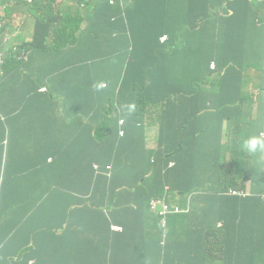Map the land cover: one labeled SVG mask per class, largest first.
Returning a JSON list of instances; mask_svg holds the SVG:
<instances>
[{
	"label": "trees",
	"instance_id": "obj_1",
	"mask_svg": "<svg viewBox=\"0 0 264 264\" xmlns=\"http://www.w3.org/2000/svg\"><path fill=\"white\" fill-rule=\"evenodd\" d=\"M33 7L74 19L58 0ZM135 13L124 11L131 30L116 44L89 36L77 49L49 52L51 37L48 47L33 42L28 54L18 47L0 59V217L33 224L64 215L67 228L52 235L66 236L74 264H264V181L253 173L264 153L249 154L241 142L246 127L264 131V93L259 102L250 96L264 82V0L203 8L174 33L132 22ZM65 23L73 44L76 24ZM44 84L50 93L40 92ZM46 100H59L78 126L35 124L33 105ZM257 103L261 114L245 119ZM250 180L253 194L229 193ZM178 195L191 197V209L171 214L166 230L151 201ZM113 224L124 228L117 239ZM14 256L0 250V264H26Z\"/></svg>",
	"mask_w": 264,
	"mask_h": 264
},
{
	"label": "clouds",
	"instance_id": "obj_2",
	"mask_svg": "<svg viewBox=\"0 0 264 264\" xmlns=\"http://www.w3.org/2000/svg\"><path fill=\"white\" fill-rule=\"evenodd\" d=\"M71 1L72 2L70 5L73 6L80 5L82 3L95 6L91 16H94L95 11H97L96 9H98V21L102 23H104V19L101 17L102 6H105V8L113 14L117 12L120 13V18L118 16L117 17L122 19L125 8L130 3L141 2L145 5L144 9L136 12L135 15L130 18L131 21L139 22L150 30L164 29L169 30L171 33H174L178 26L188 22L192 18H196L203 8H210L213 12L217 10L225 11L229 9V3L237 2V0L221 1V4L225 8L216 9L218 5L216 0H109L110 4L115 5L117 3L116 6H120L119 11L113 12L110 10L105 0H77V2L74 0ZM97 3H100V5L98 6ZM62 4L64 7H66L69 5V2L66 1ZM33 6L34 0H0V48L3 49V52L0 53V59L3 62H6V51L9 48L11 50H17L18 47H21L24 54H28L31 51V47L29 45H31L33 42L38 43V41L40 44H45L47 35L48 39L54 37V43L50 47L51 49H49V52H51L55 50V38L58 33H60L61 37L66 41L65 44L59 46V49L66 45H71L74 47V49H77L83 44L84 39L89 36L97 37L100 40L116 44L117 37L128 34L127 31L131 30L126 24L125 25L128 27L126 32H120L117 27L105 24H102V26L78 24L75 25L73 29L75 41L73 44H71L68 38L64 35L63 25L59 24L65 23L69 17L62 16L61 22L50 17L48 18V21L47 19L39 18L40 22H37V24L48 23V26L42 25L40 28L37 26L34 37L30 42L26 41L24 43H16V35L19 30L18 26L14 28V24H17L16 19L18 14L21 12H26L27 14H36ZM169 16H171L172 19ZM112 20H115V17ZM112 24L116 23L112 22ZM242 24H246V22H243ZM161 39L163 41L166 40L167 35L162 36ZM212 66L216 67V64L213 63ZM104 86H106V84H104ZM40 92L44 94L50 93L49 85L44 84L40 88ZM262 93H264V82L254 89L250 96H252L256 102H259ZM40 102L42 107L39 106L38 102H35L33 105L34 111L37 117H39V123H44V125H47L50 122H54L57 126H60L67 132L78 126V123L72 118H66L63 115V110L60 108L59 100H46ZM260 114L261 111L259 108V103H257L253 106L252 116L248 117L246 114L245 119L251 117L253 119H257ZM123 122L124 120H121V123ZM153 128L154 126L150 125L147 129V146L153 138L151 135ZM77 129H79V127L71 132H75ZM121 135L123 136L124 132H121ZM14 137L17 140L20 139V136L16 135V133ZM241 142L243 145V150L249 154L264 153V131L260 133L259 131H254L246 127V131L241 134ZM13 159L17 160L18 156L15 154ZM49 160L52 159L50 158ZM0 162L1 183L2 179L7 176V167L3 152L0 154ZM253 173L259 180L264 181V162L262 164L260 163L256 165ZM2 190L3 185H0V193ZM229 193L244 197L253 194L252 181L250 180L248 182L246 189L232 188ZM260 195L264 199V192ZM178 198H182V200L178 201ZM184 198L187 200L186 206H184L182 202ZM191 206L192 200L189 195L185 197L182 195L175 196L172 201H168L167 199H154L151 201L150 205L151 211L160 218V223L166 230L168 229L169 216L171 214L188 212L190 211ZM49 215L56 217L54 214ZM6 216L7 214L0 217V250L2 252L14 254V260L18 262L27 260L26 264H58L57 261H52V256H59L62 259L63 264H74L64 252L69 247V240L66 238V236L60 237L57 235L54 238L48 240V234L52 235L53 231H56L58 234H60L65 228H67L68 223L66 227H56V224L50 220H48L47 223L46 218H37L34 220L33 224H29L27 222L15 223V221H9ZM16 224L27 228V230L22 231L14 228ZM56 228H59V230H56ZM112 229L114 233L113 239H117V234L124 231L123 226L119 224H113ZM134 250L135 247L131 249V252ZM112 256L113 254H110L109 258L111 259ZM129 259L130 258L128 257L127 261Z\"/></svg>",
	"mask_w": 264,
	"mask_h": 264
},
{
	"label": "crops",
	"instance_id": "obj_3",
	"mask_svg": "<svg viewBox=\"0 0 264 264\" xmlns=\"http://www.w3.org/2000/svg\"><path fill=\"white\" fill-rule=\"evenodd\" d=\"M66 1L69 2V5L66 6L64 9L68 15L74 16V19L70 20L69 22H66L65 24H76V25L78 24L80 25L81 24H105V25L117 27L120 32H126V30H128V27L125 25L122 19H120L118 23L112 24V22L110 21V16L113 15V13L109 12L105 8V6H102V11H101V17L104 19V23H102L99 21H92L89 19L91 17V14L94 11L95 6L87 5L85 3L73 6V5H70L72 2L71 0H58V3H64ZM144 7L145 5L141 2H133V3H130L125 8V11L129 10L132 12L134 11L138 12L140 10H143ZM114 14L120 18V13L117 12ZM39 18H44V19H47L48 21V7L39 8L36 14H27L26 12H21L18 14V17L16 19L17 24H14V28L18 26V30H19V32L16 35V40H15L16 43H24L26 41L30 42L34 37L37 26H39V28L42 27V25L48 26V23L47 24H37V22H40ZM59 24H64V23H59ZM45 45L48 46V35L46 36V39H45ZM50 58H51L50 55H48V59ZM38 75L42 76L41 73H38ZM16 108L14 107V102H13L12 110L14 113L17 112L15 110ZM7 109H9V107H7ZM18 121L19 120H17V122ZM33 122L35 124H38L39 117H37ZM75 132H76V137H75L76 139L78 137V129ZM177 200L180 201L182 200V198H178ZM48 220L54 222V224L60 227H66L67 225L66 218L64 215L52 217L48 214ZM54 237L55 236L48 234V240ZM52 261L54 262L57 261L58 264H63L62 259L59 256H52ZM82 264H85V263H82Z\"/></svg>",
	"mask_w": 264,
	"mask_h": 264
},
{
	"label": "rangeland",
	"instance_id": "obj_4",
	"mask_svg": "<svg viewBox=\"0 0 264 264\" xmlns=\"http://www.w3.org/2000/svg\"><path fill=\"white\" fill-rule=\"evenodd\" d=\"M75 2H77V0H74ZM217 2H218V5H217V7H216V9H218V8H225L222 4H221V1H225V0H216ZM170 18H171V16H169ZM172 19V18H171ZM199 21H201V19L200 20H198V22ZM65 40L61 37V34L60 33H58L57 35H56V38H55V44H54V46H60V45H62V44H65ZM38 43H40L39 41H38ZM53 48V47H52ZM9 51H12V50H10V49H8L6 52H9ZM6 81H7V83H8V85H9V81H14V79H11V78H9V77H7L6 78ZM56 230H59V228H56Z\"/></svg>",
	"mask_w": 264,
	"mask_h": 264
}]
</instances>
